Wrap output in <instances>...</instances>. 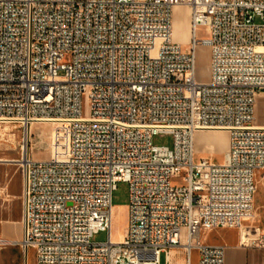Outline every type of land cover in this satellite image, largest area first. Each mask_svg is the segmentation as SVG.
Wrapping results in <instances>:
<instances>
[{
	"label": "built area",
	"instance_id": "2783aa9c",
	"mask_svg": "<svg viewBox=\"0 0 264 264\" xmlns=\"http://www.w3.org/2000/svg\"><path fill=\"white\" fill-rule=\"evenodd\" d=\"M175 6L193 34L172 38ZM203 28L206 37L198 38ZM209 78L196 79V48ZM264 0H0V122L57 120L65 146L21 156L23 252L35 264H223L202 234L240 230L264 170ZM224 129L220 163L197 132ZM58 134V132H57ZM168 134L170 145L154 143ZM127 184V227L111 237V196ZM106 232V240L91 237ZM7 243L0 238V247ZM243 243L264 248V229Z\"/></svg>",
	"mask_w": 264,
	"mask_h": 264
},
{
	"label": "rangeland",
	"instance_id": "374dc122",
	"mask_svg": "<svg viewBox=\"0 0 264 264\" xmlns=\"http://www.w3.org/2000/svg\"><path fill=\"white\" fill-rule=\"evenodd\" d=\"M178 17L185 14L184 8H180ZM198 38L206 37L203 28L198 29ZM184 47L187 43H181ZM209 49L198 45L196 48L195 75L198 81H206L209 78ZM255 124V122H254ZM29 135L27 143H24V127L19 122H0V159L12 158L19 160L21 156V145L29 147L30 155L33 159H49L52 148L56 145V136H59V145L65 146L64 124L36 121L29 124ZM58 132V134H57ZM220 131L198 132L194 136L195 157H209L214 162L221 159L220 150L226 151V146H218L215 140L224 133ZM225 136V135H224ZM171 136L161 134L154 137V143L170 145ZM227 142V139H225ZM209 143L211 146H209ZM223 146V145H222ZM211 149V151H210ZM112 222L111 237L117 240L127 227L128 215V192L127 184L118 182L116 189L111 196ZM21 169L17 161H0V238L7 243L0 247V264H35V250L29 248L27 253L23 252L19 245L21 239ZM246 224L261 226L264 224V215H258L254 211L253 216ZM264 226L261 228L263 229ZM217 230H212L213 233ZM106 232H99L91 237L93 242H103L106 240ZM210 242L215 240L213 235H207ZM175 255L171 259V264H182V250H175Z\"/></svg>",
	"mask_w": 264,
	"mask_h": 264
},
{
	"label": "crops",
	"instance_id": "0c3cea01",
	"mask_svg": "<svg viewBox=\"0 0 264 264\" xmlns=\"http://www.w3.org/2000/svg\"><path fill=\"white\" fill-rule=\"evenodd\" d=\"M254 122L257 126L264 127V90L259 92L256 102L254 105ZM215 131H211L213 133ZM224 133V135H220L218 138H213L214 142L220 146L224 147L228 145V134L227 132H219ZM227 139V142L225 141ZM222 140V141H221ZM223 145V146H222ZM209 146L211 144L209 143ZM211 151V149H210ZM221 159L220 163L223 161L224 151L220 150ZM256 180V191L253 197V207L258 215H264V170H258L255 175ZM248 220L244 221L242 224V228L240 230L235 228H219L214 229L217 230L213 233L206 232L202 234V240L208 244H219L224 246V259L223 264H264V248L262 247H251L247 246L243 243L244 240L254 238L257 236L258 230L261 229L264 224L261 226H253L246 224ZM212 231V230H211ZM213 235L215 240L210 242L206 239L207 235ZM175 250L171 252L172 257L175 255ZM183 256V254H182ZM184 263V257L182 258ZM191 264H197V254L195 252L192 253L191 256Z\"/></svg>",
	"mask_w": 264,
	"mask_h": 264
},
{
	"label": "bare ground",
	"instance_id": "6f19581e",
	"mask_svg": "<svg viewBox=\"0 0 264 264\" xmlns=\"http://www.w3.org/2000/svg\"><path fill=\"white\" fill-rule=\"evenodd\" d=\"M180 8H184L185 14L182 15L181 17H178L177 13L179 12ZM171 28H172V38H173V40H175L176 42H179V44L187 43L188 38L191 37L192 34H193V23H192V21L190 19V10H189V8L187 6H175L173 8L172 26H171ZM39 121H48V122H55V123L64 124L63 122L57 121V120H39ZM32 123H34V122H32ZM29 124L30 123H24L23 124L24 136H25L24 137V143H27V141H28L27 137L29 135V129H30ZM64 125L66 126V124H64ZM206 131L227 132L224 129H211V130H206ZM206 131H203V132H206ZM21 147H22V150H23V155L24 156L28 155L27 152H29V150H30L29 147H27L25 144H22ZM0 161H11V162L17 161L18 162L19 160H15V159H12V158H1ZM254 211L255 210H254V207H253L252 216L254 214ZM22 234H23V228H22V225H21V236H22ZM119 237H118V239H119Z\"/></svg>",
	"mask_w": 264,
	"mask_h": 264
},
{
	"label": "water",
	"instance_id": "95a60500",
	"mask_svg": "<svg viewBox=\"0 0 264 264\" xmlns=\"http://www.w3.org/2000/svg\"><path fill=\"white\" fill-rule=\"evenodd\" d=\"M26 254V253H25Z\"/></svg>",
	"mask_w": 264,
	"mask_h": 264
}]
</instances>
